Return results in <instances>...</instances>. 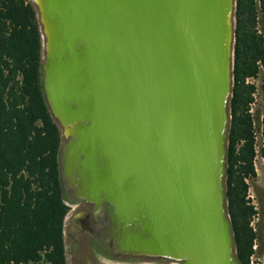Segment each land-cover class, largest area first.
<instances>
[{
  "label": "water",
  "instance_id": "95a60500",
  "mask_svg": "<svg viewBox=\"0 0 264 264\" xmlns=\"http://www.w3.org/2000/svg\"><path fill=\"white\" fill-rule=\"evenodd\" d=\"M74 199L135 257L238 264L225 199L235 0H29Z\"/></svg>",
  "mask_w": 264,
  "mask_h": 264
},
{
  "label": "trees",
  "instance_id": "16d2710c",
  "mask_svg": "<svg viewBox=\"0 0 264 264\" xmlns=\"http://www.w3.org/2000/svg\"><path fill=\"white\" fill-rule=\"evenodd\" d=\"M235 0L236 61L230 101L231 120L225 161V199L234 256L250 264L258 234L257 214L246 199L255 177L251 120L246 114L262 58L264 5ZM262 4L264 0H260ZM258 18V21H257ZM259 24L261 33L256 26ZM61 138L43 92L41 38L29 0H0V264H65L63 224L69 211L60 179Z\"/></svg>",
  "mask_w": 264,
  "mask_h": 264
},
{
  "label": "flooded vegetation",
  "instance_id": "af4514ba",
  "mask_svg": "<svg viewBox=\"0 0 264 264\" xmlns=\"http://www.w3.org/2000/svg\"><path fill=\"white\" fill-rule=\"evenodd\" d=\"M233 23L235 30L234 14ZM258 33H261V29ZM255 36L257 39L263 40V57L258 59L255 63L256 74L245 78L244 81L245 86L252 88V93L250 95L251 101L247 106L246 114L251 120V136L253 143L256 135L259 137V142L264 145V73H262L264 71V34H255ZM237 43V35L234 34L232 51V89L228 100L229 120H231L230 101L234 87L233 69L236 61L235 50L237 48ZM258 158L264 162V151L260 152ZM255 164L256 160L254 154L253 166ZM61 183L63 185L66 203L70 206L63 224V254L65 264H179L174 261L135 257L123 252L120 245L112 237L113 215L110 205L107 202L95 203L74 199L68 191L66 184L62 180ZM249 191L250 188L248 186L246 199L252 206L253 203H250L249 199H253L254 197L248 195ZM253 193L257 202V208L254 207V210L256 212L259 211L255 215L258 216L256 228L252 225V222L250 224V227L259 236L258 241L255 242L253 247L256 250L259 245L264 246V187L259 188L254 186Z\"/></svg>",
  "mask_w": 264,
  "mask_h": 264
},
{
  "label": "rangeland",
  "instance_id": "374dc122",
  "mask_svg": "<svg viewBox=\"0 0 264 264\" xmlns=\"http://www.w3.org/2000/svg\"><path fill=\"white\" fill-rule=\"evenodd\" d=\"M258 16L260 17L259 14H258ZM256 27H257V30H260L259 24H257ZM254 172H255V177L252 178V180L248 181V186L250 188L248 195L254 197L253 199H249V201H250V203L251 202L253 203V205H252L253 207L257 208V205H256L257 202H256V199H255V196L253 193V187L254 186L259 187V188L264 187V162L259 158L256 160V164L254 166ZM257 212H259V211H257ZM257 219H258V216H255L254 219H252V225L255 226V228L257 225V222H256ZM255 259H256V261H255L256 264H264V253L260 257L255 256Z\"/></svg>",
  "mask_w": 264,
  "mask_h": 264
},
{
  "label": "built area",
  "instance_id": "2783aa9c",
  "mask_svg": "<svg viewBox=\"0 0 264 264\" xmlns=\"http://www.w3.org/2000/svg\"><path fill=\"white\" fill-rule=\"evenodd\" d=\"M255 2H256L257 14H259L261 16L262 6L264 5V3L262 4V2L260 0H256ZM258 18H259V16H258ZM262 73H264V71ZM253 151H254V154H255V160H257L260 152L261 151H264V145L259 142V137L256 136V135L254 137ZM66 206L68 208H70V206L67 203H66ZM253 249L255 250V248H253ZM255 256L256 255H252L250 257V264H256V262H255L256 261Z\"/></svg>",
  "mask_w": 264,
  "mask_h": 264
}]
</instances>
